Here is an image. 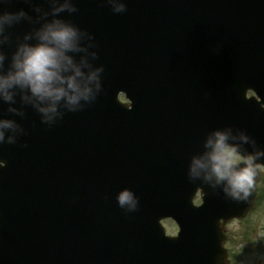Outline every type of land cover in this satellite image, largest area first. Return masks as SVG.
<instances>
[{
	"label": "water",
	"instance_id": "obj_1",
	"mask_svg": "<svg viewBox=\"0 0 264 264\" xmlns=\"http://www.w3.org/2000/svg\"><path fill=\"white\" fill-rule=\"evenodd\" d=\"M125 2L117 14L106 0H74L79 11L61 14L95 37L105 67L95 104L49 127L30 106L20 117L0 103V118L27 132L0 145V264H231L226 224L254 210L256 189L251 202L231 201L187 170L217 128L246 129L264 147V113L245 99L252 89L264 103V0ZM20 9L38 15L25 0L6 6ZM33 27L9 29V60ZM124 188L139 211L119 208Z\"/></svg>",
	"mask_w": 264,
	"mask_h": 264
},
{
	"label": "clouds",
	"instance_id": "obj_2",
	"mask_svg": "<svg viewBox=\"0 0 264 264\" xmlns=\"http://www.w3.org/2000/svg\"><path fill=\"white\" fill-rule=\"evenodd\" d=\"M25 2L32 5L36 17L24 9L8 11L6 6L12 0H0V103L8 105V113L20 117L25 116L23 108L30 106L51 127L66 113L83 111L97 102L104 92L105 67L95 63L99 54L93 50L98 47L94 35L61 16L79 11L74 0H47L50 11L34 0ZM106 2L114 13L128 10L125 0ZM23 21L39 27L17 37L9 60L4 51L12 42L9 29ZM17 97L20 108L15 107ZM25 135L26 129L15 119L0 118V145L16 144ZM5 166L0 161V167ZM262 170L264 147L246 129L227 126L207 133L203 150L191 156L187 176L217 194L222 191L225 199L251 202ZM115 200L126 214L140 210V198L130 188L118 191ZM255 249L251 255L238 257V264H264V241Z\"/></svg>",
	"mask_w": 264,
	"mask_h": 264
},
{
	"label": "rangeland",
	"instance_id": "obj_3",
	"mask_svg": "<svg viewBox=\"0 0 264 264\" xmlns=\"http://www.w3.org/2000/svg\"><path fill=\"white\" fill-rule=\"evenodd\" d=\"M125 101L122 97L121 101ZM264 175V174H263ZM264 189V183L262 184ZM200 200L196 201L199 204ZM168 235H176L177 227L172 222L164 224ZM228 246L227 249L232 255L231 261L233 264H238V257L242 255H251L256 249L258 242L264 241V200L258 205L257 210L248 217L244 223H234L228 227Z\"/></svg>",
	"mask_w": 264,
	"mask_h": 264
},
{
	"label": "flooded vegetation",
	"instance_id": "obj_4",
	"mask_svg": "<svg viewBox=\"0 0 264 264\" xmlns=\"http://www.w3.org/2000/svg\"><path fill=\"white\" fill-rule=\"evenodd\" d=\"M252 95H253V93H249L248 94V97H252ZM260 174L262 175V178H261V182L258 184L259 185V187H258V196L259 197H261V187L263 186L262 184H263V182H264V170H262L261 172H260ZM237 223H241V222H238V221H236ZM236 222H233L232 224H234V223H236ZM232 224H230L229 226H231Z\"/></svg>",
	"mask_w": 264,
	"mask_h": 264
}]
</instances>
